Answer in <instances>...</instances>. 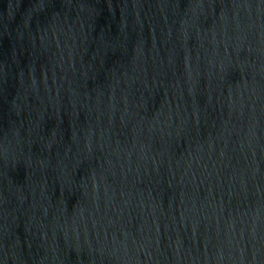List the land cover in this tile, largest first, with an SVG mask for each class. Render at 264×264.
<instances>
[{
    "label": "water",
    "instance_id": "obj_1",
    "mask_svg": "<svg viewBox=\"0 0 264 264\" xmlns=\"http://www.w3.org/2000/svg\"><path fill=\"white\" fill-rule=\"evenodd\" d=\"M94 264H264V93L195 173Z\"/></svg>",
    "mask_w": 264,
    "mask_h": 264
}]
</instances>
